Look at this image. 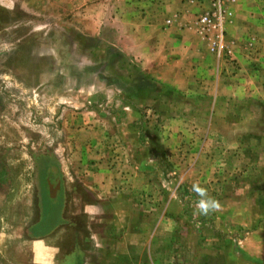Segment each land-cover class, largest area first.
Listing matches in <instances>:
<instances>
[{"label": "rangeland", "instance_id": "1", "mask_svg": "<svg viewBox=\"0 0 264 264\" xmlns=\"http://www.w3.org/2000/svg\"><path fill=\"white\" fill-rule=\"evenodd\" d=\"M242 3L217 60L195 3L0 0V264L39 238L58 264L75 238L86 264H264V31Z\"/></svg>", "mask_w": 264, "mask_h": 264}, {"label": "crops", "instance_id": "2", "mask_svg": "<svg viewBox=\"0 0 264 264\" xmlns=\"http://www.w3.org/2000/svg\"><path fill=\"white\" fill-rule=\"evenodd\" d=\"M185 2L188 3L187 0H184V3ZM242 2L243 0H234L229 7L231 19L226 27V38L228 37L227 32L229 31L231 32V29H229V25L231 24L233 25V23L235 22V18H238L240 20L242 18V15L244 18L245 11L243 8L245 4L243 5ZM247 2L251 4L248 10L251 11L250 9L254 6L253 10L256 11V13L252 11L253 14L250 16L252 20L250 22H253L254 29L260 31L261 33V30L264 31V0H247ZM192 9L197 10V8H192ZM184 12L187 11L184 10ZM250 22H247V24L251 25ZM240 26H242V24ZM227 28L229 31H227ZM240 28L241 30L243 29L242 27ZM249 37L251 38V40H249L250 39ZM249 37H248L249 39L247 38L248 39L247 41L242 43L243 51H248V48H253V46L254 47L256 46L257 41L255 37L254 36H249ZM234 52L235 54L237 53L236 50ZM243 81L244 80L242 79L238 80L239 86L237 87V89H239V91L242 92L243 94L246 93L248 95H252L253 91L250 92V90H248L249 88L243 87L244 83H250V81L249 82L246 81L243 82ZM51 243H52L51 241H48L44 238L30 240L28 243L29 247L27 248L30 257L29 264H58V262L61 263V260H64L65 257L63 256L62 258L60 257L59 259L55 257L59 254V250H60L59 247L61 246V244L64 243H59L58 245L57 244L53 245V243L52 244ZM72 246H73V252L75 254H79L77 256V258L79 259L77 264H86L83 252L80 251L81 250L80 241L77 238H75V241H73ZM90 264H96V263L92 262Z\"/></svg>", "mask_w": 264, "mask_h": 264}, {"label": "built area", "instance_id": "3", "mask_svg": "<svg viewBox=\"0 0 264 264\" xmlns=\"http://www.w3.org/2000/svg\"><path fill=\"white\" fill-rule=\"evenodd\" d=\"M233 1L187 0L188 3H195L201 8L199 13L191 20L190 26L195 35L204 41L209 54L217 60L228 56L231 52L229 48L227 49L225 43L224 27L230 16L226 5ZM171 22V19H166L164 23L169 25Z\"/></svg>", "mask_w": 264, "mask_h": 264}]
</instances>
